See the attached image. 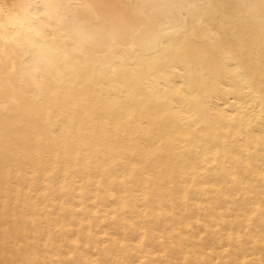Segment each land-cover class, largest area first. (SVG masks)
<instances>
[{"label":"bare ground","instance_id":"1","mask_svg":"<svg viewBox=\"0 0 264 264\" xmlns=\"http://www.w3.org/2000/svg\"><path fill=\"white\" fill-rule=\"evenodd\" d=\"M0 264H264V0H0Z\"/></svg>","mask_w":264,"mask_h":264}]
</instances>
